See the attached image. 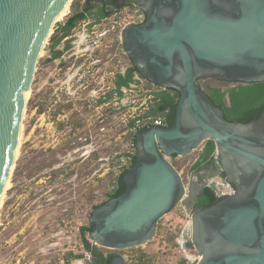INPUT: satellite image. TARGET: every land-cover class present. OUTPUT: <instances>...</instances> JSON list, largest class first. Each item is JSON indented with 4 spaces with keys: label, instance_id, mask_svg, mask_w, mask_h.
I'll return each instance as SVG.
<instances>
[{
    "label": "water",
    "instance_id": "1",
    "mask_svg": "<svg viewBox=\"0 0 264 264\" xmlns=\"http://www.w3.org/2000/svg\"><path fill=\"white\" fill-rule=\"evenodd\" d=\"M72 2L0 0V203L38 55ZM129 2L145 19L120 32L127 57L145 80L175 89L179 98L171 126L135 133L125 191L93 210L90 241L119 251L144 245L178 204L193 206L191 187L170 159L213 140L235 189L207 207L187 209L186 230L199 256H189L188 264H264V109L248 121H229L198 82L264 81V0H118L116 6ZM119 251L108 264H126ZM85 261L98 264L93 254Z\"/></svg>",
    "mask_w": 264,
    "mask_h": 264
},
{
    "label": "rangeland",
    "instance_id": "2",
    "mask_svg": "<svg viewBox=\"0 0 264 264\" xmlns=\"http://www.w3.org/2000/svg\"><path fill=\"white\" fill-rule=\"evenodd\" d=\"M71 12L69 6L58 21L64 22ZM112 20L110 16L102 24H89L92 28L87 24L75 28L76 47L66 54L70 67L59 69L58 61H48L53 34L40 50L14 165L0 203V264L82 263L84 258H75L86 250L80 227L91 221L94 206L108 198L112 180L123 166H130L127 158L118 155L133 151L131 122L151 109L157 87L149 86L137 74V81L125 88L121 100L113 96L117 73L124 72L130 62L120 28L108 32ZM90 30L95 31L94 36L81 44L79 34ZM96 37L99 46L88 47ZM110 91L108 102L98 104ZM121 104L122 109H112ZM196 151L170 159L187 185ZM52 160L59 162L42 167ZM189 220L182 204L160 220L152 238L160 240L154 253L156 262L188 264L189 256H198L194 246L187 248L183 241L184 237L190 240L186 230ZM163 233L165 241L159 238ZM142 249L140 245L119 252L130 255V264Z\"/></svg>",
    "mask_w": 264,
    "mask_h": 264
},
{
    "label": "trees",
    "instance_id": "3",
    "mask_svg": "<svg viewBox=\"0 0 264 264\" xmlns=\"http://www.w3.org/2000/svg\"><path fill=\"white\" fill-rule=\"evenodd\" d=\"M90 0H86L84 3L80 0H73L71 7L72 12L68 16V18L64 22H58L55 26V32L51 37L52 46L54 47L58 45L65 37L73 34L75 28H77L84 20L88 19L90 13L91 16L96 15L99 18L106 16L107 11L116 7V2L118 0H107L105 4L99 9L95 14L92 10L87 7ZM87 2V3H86ZM98 6V5H97ZM91 10V11H90ZM58 34V35H57ZM135 72L140 74V71L137 67L132 66L126 72H118L115 78V86L114 90H118L119 96L123 97L125 94V88H129L132 83L135 82ZM204 79H200L199 85L208 93V95L212 98L214 103L221 107L224 110L225 117L229 121L238 120V121H248L253 117H258L260 112L264 109V81H255L250 83L236 82L231 83L228 81H221L217 79H208V81L203 85ZM149 86H152V83L147 81ZM157 89H161L159 86H156ZM170 90L168 93H175L172 95V103L165 105L163 103H158L157 105L152 104L151 109H149L146 113H144L141 117L148 116H166V113L159 112L160 105H164L165 109H170L173 111L166 118V125L171 126L174 122L175 117V106L177 104L179 98V92L175 89ZM167 92V91H166ZM162 90L153 91L155 94V98H164V93ZM114 94V91H113ZM108 97L102 96L97 101L98 104H103L108 102V100L112 97L109 92L107 94ZM116 96V95H113ZM68 108L70 105L67 106ZM123 105H118L113 107L112 109H122ZM134 121L131 122L133 124ZM146 128V127H145ZM143 128V130L145 129ZM133 142L136 144V136L135 133H132ZM88 139H86L87 141ZM85 142V141H84ZM81 144V143H80ZM215 151V143L213 140L206 141L202 148H200L197 152V156L193 161L194 168L204 165V163L211 159L213 153ZM135 153L131 156L130 166L136 161ZM97 157V154H94ZM127 155L128 153L122 152L119 153L118 156ZM173 157H177L174 155ZM57 160H52L49 163H42V167H46L48 164H54ZM59 162V161H57ZM129 166V167H130ZM128 169V167H124L121 169V172L112 180L113 188L108 193V198L94 206V208L105 204L109 199L118 197L124 193L126 184L123 182V173ZM218 198L216 191L212 187H206L205 193L201 197L200 205L203 207H207L212 204V202ZM94 228V223L90 221L87 225H83L80 227V235L82 243L86 250L90 251L93 254L96 262L98 264H108L110 259L113 257V254H107L102 249L97 248L92 245L88 233H90ZM72 254V253H70ZM84 253L77 255L75 258H83Z\"/></svg>",
    "mask_w": 264,
    "mask_h": 264
},
{
    "label": "flooded vegetation",
    "instance_id": "4",
    "mask_svg": "<svg viewBox=\"0 0 264 264\" xmlns=\"http://www.w3.org/2000/svg\"><path fill=\"white\" fill-rule=\"evenodd\" d=\"M105 2H107V0H90L88 5H87V7H89L92 10V12L95 14L105 4ZM132 5L133 4L129 2V3H127L125 5H122V6H116L113 9L107 11L106 16H104L102 18H99L96 15L91 16L90 13L88 12L89 17H88V19H86L84 21H88L87 25L94 24L93 25V27H94L97 24L101 23V20H103L105 17H110V16L114 15L116 11H118L120 9H123L126 6H132ZM140 16L145 19V15H144V13L142 11L140 13ZM89 26H90V28H92V25H89ZM108 30H109L108 32H110V30L111 31L116 30L115 25H113V24L110 25V28ZM85 33H86V40H88L89 36H94L92 34L95 33V31L94 30H90V31H87ZM71 35H72L71 37L67 36L66 39H63L58 45H56L54 47H51V49H50V54L48 56V61L50 63L58 61L59 69H62L63 67H68L70 62H71V59L69 60L66 54H67V52H69L70 50H72V49H74L76 47V44L74 43V40L76 38L75 37L76 34L74 32V34H71ZM98 40L100 41V38H98V37L94 38L93 42L87 44V46L96 48V46H99V43H100V42H95V41H98ZM85 41L83 43H85ZM93 48H91V49H93ZM127 58H128L130 63L125 67V71L124 72H126L132 66H135L133 61H132V59H130L129 57H127ZM137 74L138 73L135 72V81H137V79H136V75ZM139 75H140L141 78L144 79V77L141 74H139ZM152 86H157V85L152 84ZM168 89H170V88H168ZM168 89H163V88L154 89V91H158V90H162L164 92L167 91L166 93H164V98L156 99L155 98V94H153L154 98L151 95V97L154 99L153 100L154 101V105H157L158 103H163L165 105H168V104L172 103V95H175V93H171V92L168 93L170 91ZM105 94H107V93H105ZM105 94L103 96L108 97ZM109 94H112V91H110ZM114 95H116L118 98H120V100L123 98V97L119 96L118 90H114ZM175 108H176V106H175ZM159 111H164L166 113L165 118H167L173 112V111H171L168 108L165 109L164 105H160ZM189 175H190L189 185L191 187L192 195L195 198V202H194L193 206H191L190 203H187V205H186L187 207H184V209L185 208L186 209L189 208L190 210L191 209L195 210L197 208L203 207V206L200 205L201 197L205 193L206 187H212L211 185H212L213 182H215L216 185H215V187H212V188L216 191L218 196L229 194L230 192H233L234 189H235L234 185L232 183L228 182L225 179L224 170L222 168V165L220 164L219 155L217 154L216 149H215V151L213 153L212 158L207 160L204 163V165L199 166L197 168H194V166L191 165L190 166ZM183 239H184L183 240L184 244L186 245L187 248L192 246V243L190 242V240L188 238L185 239V237H184ZM116 253H118V251H110L107 254H113V256H114ZM197 257L195 259H197Z\"/></svg>",
    "mask_w": 264,
    "mask_h": 264
},
{
    "label": "built area",
    "instance_id": "5",
    "mask_svg": "<svg viewBox=\"0 0 264 264\" xmlns=\"http://www.w3.org/2000/svg\"><path fill=\"white\" fill-rule=\"evenodd\" d=\"M140 13H141V10L138 7H136L134 5L126 6L125 8L116 11L115 14L112 15L113 20L110 22V24L112 23L113 25H115V27H119L120 30H122L125 27V25H127L128 23H132V22L141 23L144 20V18H142L140 16ZM148 125L165 126L166 125V118L162 115L136 118L134 120V123L132 124L133 133H136L140 130H143V128L147 127ZM131 145H132L133 151H124V152L128 153V156L123 155V157L127 158L128 161H130L131 156L137 150L136 144L133 142V139H132ZM123 167H125V166H123ZM92 245H94V244L92 243ZM83 253H84V257H83L84 259H83L82 263H80V264H86L85 260L87 258L92 257V253L88 250H85ZM198 258H199V256L197 257V259Z\"/></svg>",
    "mask_w": 264,
    "mask_h": 264
},
{
    "label": "crops",
    "instance_id": "6",
    "mask_svg": "<svg viewBox=\"0 0 264 264\" xmlns=\"http://www.w3.org/2000/svg\"><path fill=\"white\" fill-rule=\"evenodd\" d=\"M107 18V17H105ZM104 18V19H105ZM103 20H101V23L99 24H102L104 23ZM88 21H83L80 26L82 28H85ZM75 34L77 35L78 33H76V31L74 30ZM73 32V34H74ZM72 35L68 36V37H71ZM67 37H65L64 39H66ZM78 40L81 44H83V42L86 40V33H83V34H79L78 36ZM158 232V231H157ZM160 237L159 238H162L163 241H165V238H167V236L165 237L164 233L159 235ZM159 239L157 242H154L152 241V239L147 242L146 244L142 245V250L139 251L138 253V257L135 259V261H131L130 264H159L158 262H156L155 258H154V253L158 250L159 248ZM150 242H153V243H150ZM124 255H126L127 257L130 256L128 253H124ZM129 259V258H128ZM128 264V263H127Z\"/></svg>",
    "mask_w": 264,
    "mask_h": 264
},
{
    "label": "bare ground",
    "instance_id": "7",
    "mask_svg": "<svg viewBox=\"0 0 264 264\" xmlns=\"http://www.w3.org/2000/svg\"><path fill=\"white\" fill-rule=\"evenodd\" d=\"M70 5L69 4H67L66 5V7L62 10V12L60 13V15L58 16V20L59 19H62L63 17H64V15L66 14V11H67V9H68V7H69ZM46 43V42H45ZM41 52V51H40ZM42 54V53H41ZM39 55H40V53H39ZM39 55H38V57H39ZM38 61H36V63H37ZM29 92V91H28ZM27 97H28V94H27ZM24 113V112H23Z\"/></svg>",
    "mask_w": 264,
    "mask_h": 264
}]
</instances>
